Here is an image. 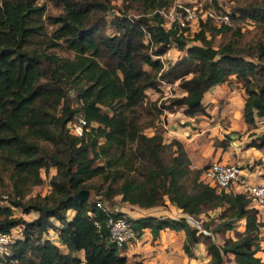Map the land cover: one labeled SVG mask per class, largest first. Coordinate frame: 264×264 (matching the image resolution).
Here are the masks:
<instances>
[{
  "label": "trees",
  "instance_id": "16d2710c",
  "mask_svg": "<svg viewBox=\"0 0 264 264\" xmlns=\"http://www.w3.org/2000/svg\"><path fill=\"white\" fill-rule=\"evenodd\" d=\"M54 1L62 13L51 16L53 36L72 56L30 46L33 36L42 33L45 4L0 0V232L14 226L20 232L0 254V264H124L126 257L107 227L109 216L122 213L98 207V199L75 197L81 189L92 190L100 200L119 196L147 209L164 206L167 199L183 215L129 217L136 235L143 227L153 237L164 228L183 230L187 254L204 242L209 256L204 264H264L257 255L263 224L250 199L201 179L206 164L192 166L182 143L176 138L165 142V128L158 125L163 111L182 108L189 117L208 115L205 93L229 82L231 75L245 94L246 128L256 121L264 124V0L232 8L231 17L254 21L252 30L241 31L240 24L217 27L207 18L197 23L198 44L187 47L176 22L163 27L159 10L173 0H120L110 22L103 17L111 0ZM133 7L142 11L129 13ZM106 23L113 35L106 33ZM226 30V39L216 38ZM174 42L183 53L164 66L159 57ZM163 81H177L185 93L162 98ZM147 88L158 91L157 98L151 99ZM78 116L85 122L74 131ZM258 138L248 146L263 148L264 134ZM52 167L47 194H33L43 182L41 173ZM93 179L98 183H90ZM203 204L220 208L213 231L233 229L238 219L244 220V229L215 242L185 215L200 214ZM12 208L37 215L26 220ZM68 210L73 211L69 217ZM52 219L60 224L56 229ZM49 229L59 244L45 236Z\"/></svg>",
  "mask_w": 264,
  "mask_h": 264
},
{
  "label": "rangeland",
  "instance_id": "374dc122",
  "mask_svg": "<svg viewBox=\"0 0 264 264\" xmlns=\"http://www.w3.org/2000/svg\"><path fill=\"white\" fill-rule=\"evenodd\" d=\"M216 3L214 4L213 0H173L168 8L164 10V23H166L164 26L166 28L168 23V19L170 18L169 12L171 11V8L175 5L180 3L183 6L193 8L196 7L195 11L197 12V8H204L209 9L215 13L216 16L227 14V23L226 25H229L231 27H234L238 24L241 25V31H244L246 28L249 30H252L254 28V21L251 20H244L240 21L236 18L231 17L233 13V6H235L237 3L244 2L246 0H215ZM35 4L41 5L45 4V10L42 15L43 19V25H42V33L33 36L30 42V46L34 47L36 49H40L46 52H54L57 55L61 56H72L73 51L70 49H67L64 45V43L60 39H55L53 36V31L56 27L55 23L51 22V16L55 17L62 13V6L58 3H55L54 0H35ZM120 5V0H111V3L109 7L107 8L106 12L104 13V17L106 21H111V16L114 14L113 12H116L117 6ZM135 9L131 10L129 9V13L132 12H141L140 7H133ZM170 10V11H169ZM218 27V24H220V21L217 19H211ZM153 22V21H151ZM198 31L197 24L195 22H192L190 26H185L184 28H177V34H180L179 37L184 41L185 47L198 44V41L194 39L195 32ZM106 33L109 35H113V27L110 25V23H106ZM229 35V30H226L225 32L218 33L216 35V38L219 39H226ZM51 42H54L55 45H51ZM146 43L147 41L144 40ZM183 53V50L177 49L176 43H171V47L165 52V54L161 55L159 58L163 61L164 64H170L174 62L181 54ZM229 82L224 83V85L221 87L222 90L216 92V95H206L207 98H205V101L209 98H214L212 102L208 103V107L210 109H214L215 111H211L212 119L208 121L207 119H202L203 117L199 116V120H196V124H199L200 121H207L208 124L205 126H208L210 128L207 130H204L203 132V139L206 140L207 144H209L210 147L213 146L216 150L222 151L223 159L224 161L230 162V163H236L240 164L244 169L248 172V178L251 183H262L264 184V148H258L259 151H254L256 148L254 146H248L249 142L255 141L258 136H261L264 134V124H262L261 121H256L255 127L252 128H246L244 125H241L242 115H241V98L245 94H243V90L241 87L236 85V79L235 75H231L229 77ZM178 84V83H177ZM226 84V85H225ZM172 86H175V88H172ZM226 86V87H225ZM228 86V87H227ZM178 87L173 83L171 86H169L170 92L172 95L176 94L175 90ZM228 88L230 90H228ZM175 89V90H174ZM239 93L238 96H235L232 100L230 97L231 92ZM170 95V96H172ZM233 102V103H232ZM74 105L75 101L73 102ZM231 105V106H230ZM161 115L160 120L158 121V125L164 126L166 123V111H163ZM185 124V123H184ZM182 124V126L184 125ZM197 127L199 130L201 129V125L194 126ZM252 129V131H250ZM79 130V127L74 128V131ZM147 134H151L150 128H147L145 130ZM191 132V131H190ZM259 139V138H258ZM216 140V141H215ZM222 140V141H221ZM226 143L224 146H222V143ZM208 145H203V149L206 150L205 153H208L210 150V147ZM214 149V150H215ZM211 154V153H210ZM204 157L203 155L201 159H203L200 163V166H204L205 164H208L211 160H214L213 158ZM95 163L99 164L102 163L101 159L95 160ZM192 163V162H191ZM194 163H192L193 165ZM195 165V166H194ZM194 167H198L199 165L194 164ZM55 172V168H49L48 173L42 172V178L43 182L35 186L32 193H40V194H47L49 190L48 185V179L49 175L53 174ZM98 180H90V183L97 184ZM254 181V182H252ZM89 199L93 200H100V197L97 196V194H94L92 190L89 192ZM3 202V201H2ZM102 203H105L106 207H109L113 210H117L124 214L127 219L130 218H138L144 215H154L159 216L161 214H164V216H171V217H179L178 213L179 211L177 209H173L168 206V201L166 199V204L164 206H159L158 208L152 209V208H138V206H131L128 205L126 202H123L120 200L118 196H115L114 199H112L110 202L106 201L104 199H101ZM203 210L200 212V214L196 216H191L192 219L196 220V222L200 225L197 228H200L204 231L205 234L210 236L212 240L215 242L221 243L224 237L231 236L233 237V233L235 230H243L244 229V220L238 219L234 223L233 229H227L223 233H218L216 231H213L212 228L215 226L217 222L220 221V208L216 209H207L206 205L203 204ZM13 213L16 216H21L22 218L26 220H30L34 218L37 213L35 212H29V213H23L20 211V209L12 208ZM157 209L162 210L160 212L157 211ZM67 215L69 213L67 212ZM187 216V214H186ZM211 218V219H210ZM256 218L259 222H261L263 225L259 227L258 235H259V245L261 247V250L264 249V205L259 207L257 209ZM54 223V227L52 229H56L60 224L57 220L52 219ZM194 220H191V223L195 226L197 224ZM207 224L208 227H204V225ZM145 229L149 227H144ZM49 229L45 236L52 239L54 242L59 244V240L56 237V233ZM10 235L11 238H18L20 237L19 232V226H14L10 229ZM139 235H136L138 237ZM153 236V235H152ZM177 237L178 235H174ZM155 237V236H154ZM134 242V239L129 241ZM128 242V243H129ZM146 242H148V245H154L151 239H147ZM128 243L123 244L121 246V250L123 251L124 248L128 245ZM135 243V242H134ZM198 246L201 250H205V244L201 240L198 242ZM62 248V247H60ZM166 249V246H164ZM139 250V249H138ZM154 251V250H152ZM142 252V251H139ZM194 252L198 254V257H203V255H200L199 249L196 248V245L192 247V256H195ZM138 254L137 252H132L130 256V263L138 260L136 258ZM30 255V254H29ZM32 256V254L30 255ZM190 256V255H189ZM199 260V261H198ZM198 260L194 261L192 264H201L199 258Z\"/></svg>",
  "mask_w": 264,
  "mask_h": 264
},
{
  "label": "crops",
  "instance_id": "0c3cea01",
  "mask_svg": "<svg viewBox=\"0 0 264 264\" xmlns=\"http://www.w3.org/2000/svg\"><path fill=\"white\" fill-rule=\"evenodd\" d=\"M166 65L167 64H164V66ZM174 83L178 87L176 90L174 89L176 95L184 94L185 91L177 85V81ZM171 85L172 84L170 83V86ZM223 85L224 83H221V84H217L209 88L208 91L205 93V96L203 97V102L205 104L212 102L214 98H210V99L208 98L205 101V98H207L206 95L215 96L216 92L222 90L221 87ZM162 88L165 90L166 86L163 85ZM172 88H175V86H172ZM228 90L230 89L228 88ZM146 93L149 95L151 99H155L158 96V91L151 89V88H147ZM238 94L239 93L231 92L230 93L231 100L235 96H238ZM243 100H244V96L241 98V115H242ZM206 110L208 112V115L197 114L191 117L184 115L182 108H178L173 112L168 111L166 112L167 120H166V123L164 124V128H165L163 132L164 141L168 142L172 138L178 139L182 143L185 151L188 153V156L191 162L196 165H199L198 167H201L200 163L204 159V158L201 159L202 158L201 155H203L204 157H207V155L211 153L209 157L224 161L222 160L223 155H222L221 149L216 150L215 148H213V146L210 147L209 144H207L206 140L203 139L204 130L209 129L210 131V128L208 126H205L206 124H208L207 121H200L199 124H196V120H199V116L203 117L202 119H207L208 121L212 119V117L211 116L209 117V115H211L212 113L211 111H215V110L210 109L209 107H207ZM182 124L184 125L182 126ZM199 125H201L200 130L197 127H194V126H199ZM241 125H244V127H246V124L244 123L243 118L241 120L240 126ZM250 131H252V129ZM203 145L204 146L208 145L210 147V150L208 153H205V151L207 152V149L204 150L202 147ZM254 151H259V150L258 148H256L252 152ZM167 204L169 207L173 209H177L179 211L178 216L183 215L181 211L178 208H176V206H174L173 204L169 202ZM252 204L253 202H250L249 206H252ZM152 209H155V208H152ZM158 210L159 209H157V211ZM160 211L162 210H159L158 212ZM67 212L69 213L68 217L73 214V211L71 210H68ZM161 215H164V214H161ZM174 235H178V236L175 237ZM147 239H151L154 245L149 246L148 242H146ZM134 242H129L126 248H124L122 251V254L126 257V262L124 264H192L194 261L198 260L199 258L202 259L200 260V263L204 264L209 258L206 250H201L200 247L198 246V243L195 244L196 248L199 249L201 256L203 255V252H204L203 257H198V254L196 252H194L195 256H192V255L189 256V254H187L184 251L183 249V242H184L183 230H173L169 228H164V229L159 230L158 234L155 237H153L150 231V228L145 229L143 227L141 229L139 236L134 238ZM164 246H166V249L164 248ZM137 251H138V254L136 258L138 260L130 263V256L132 252H137ZM139 251H142V252H139ZM78 255L82 256V251L78 252ZM257 255L264 262V249L258 250Z\"/></svg>",
  "mask_w": 264,
  "mask_h": 264
},
{
  "label": "built area",
  "instance_id": "2783aa9c",
  "mask_svg": "<svg viewBox=\"0 0 264 264\" xmlns=\"http://www.w3.org/2000/svg\"><path fill=\"white\" fill-rule=\"evenodd\" d=\"M195 9L196 7L194 6L193 8H189L181 5L180 3L175 4L171 8V11L169 10L170 18L168 19L169 24H167V27H169L174 21L179 25L180 28H184L186 25L190 26L192 22L197 24L200 20L204 21L207 18L217 19L220 21V23H227V14L216 16L215 13L209 9L197 8V12ZM164 10L165 9L163 8L159 10L162 16L164 15ZM165 24L166 23L163 21V27H165ZM162 83L166 86V89H163L162 98L172 95L169 89L170 83L165 81ZM84 122L85 120L83 117L78 116L76 118V123L73 125V130ZM200 176L201 179H203L209 185L216 187L217 190L231 189L237 192L245 193V195L250 199V202H253L252 206L256 209L264 205V184L251 183L249 181L246 169H244L240 164L214 159L202 168ZM96 205L108 212L117 211L106 207L105 203H102L101 200H97ZM187 220L191 223V220L194 219L187 215ZM194 221L196 222V220ZM195 226L200 227L198 223L195 224ZM107 227L110 239L114 241L119 247L136 237L132 225L124 214H120L115 217L109 216ZM12 239L13 238H11L10 232H0V254L7 253V246L12 241Z\"/></svg>",
  "mask_w": 264,
  "mask_h": 264
},
{
  "label": "water",
  "instance_id": "95a60500",
  "mask_svg": "<svg viewBox=\"0 0 264 264\" xmlns=\"http://www.w3.org/2000/svg\"><path fill=\"white\" fill-rule=\"evenodd\" d=\"M88 190L86 189H81V190H78L76 193H75V197L81 199V200H86L88 198Z\"/></svg>",
  "mask_w": 264,
  "mask_h": 264
}]
</instances>
